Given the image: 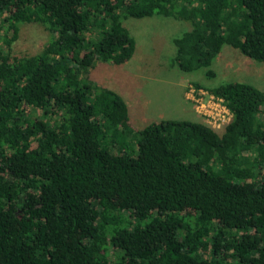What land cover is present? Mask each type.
<instances>
[{"label": "trees", "instance_id": "1", "mask_svg": "<svg viewBox=\"0 0 264 264\" xmlns=\"http://www.w3.org/2000/svg\"><path fill=\"white\" fill-rule=\"evenodd\" d=\"M151 15L189 22L183 71L214 76L224 44L264 62V0H0V264H264V91L206 88L232 114L220 132L136 128L90 78L132 56L122 21ZM32 22L48 41L14 55Z\"/></svg>", "mask_w": 264, "mask_h": 264}, {"label": "rangeland", "instance_id": "2", "mask_svg": "<svg viewBox=\"0 0 264 264\" xmlns=\"http://www.w3.org/2000/svg\"><path fill=\"white\" fill-rule=\"evenodd\" d=\"M122 24L135 41L132 56L118 65L96 62L90 78L117 92L126 101L131 109L133 127H143L152 119L195 120L197 113L193 112L192 103L185 95L190 84L198 83L206 89L229 81H245L264 91V62L245 59L247 57L228 44L223 45L221 53L210 65L214 76H207L204 68L193 71L179 69L173 61L175 47L172 39L190 29L187 21L151 15L127 17ZM48 39L49 32L42 25L33 22L21 24L11 44L12 53L25 56L36 54ZM136 86H141L140 90L147 89L156 98L157 104L152 108L157 112L147 120L134 103L136 93L133 90ZM146 99L144 96L143 100ZM159 113L164 117L159 118ZM197 119L200 120L199 117Z\"/></svg>", "mask_w": 264, "mask_h": 264}, {"label": "built area", "instance_id": "3", "mask_svg": "<svg viewBox=\"0 0 264 264\" xmlns=\"http://www.w3.org/2000/svg\"><path fill=\"white\" fill-rule=\"evenodd\" d=\"M186 89V98L191 101L195 112L203 123L218 132L230 122L232 114L222 97L192 84Z\"/></svg>", "mask_w": 264, "mask_h": 264}, {"label": "crops", "instance_id": "4", "mask_svg": "<svg viewBox=\"0 0 264 264\" xmlns=\"http://www.w3.org/2000/svg\"><path fill=\"white\" fill-rule=\"evenodd\" d=\"M223 49V47H222ZM221 53V52H220ZM219 53V54H220ZM218 54V55H219ZM218 55L216 57H218ZM245 58V57H244ZM245 59H248V58H245ZM250 60V59H249ZM253 61V60H252ZM141 86H136L134 87V90L133 92L136 93V96H135V105L138 107V111H139V107H140V112L144 115V119L147 120V117H150L151 114L157 112L156 110H154L152 107V105H156L157 102H156V98H153V95L151 92H149L147 89H143V90H140ZM144 96H146L148 99L146 100H143ZM183 98V96H182ZM185 98V97H184ZM183 98V99H184ZM185 101V100H184ZM126 102V101H125ZM127 104V103H126ZM127 107H128V113H129V121L131 123V119H130V116H131V109H129V106L127 104ZM191 109H193L191 106H190ZM193 112L196 114V112L193 110ZM159 118H163L164 115L162 113H159L158 114ZM197 117H199L197 115ZM197 117L195 118V120H199L197 119ZM139 118V117H138ZM200 118V117H199ZM155 119H152V120H149V122L153 121ZM201 121V120H200ZM132 124V123H131Z\"/></svg>", "mask_w": 264, "mask_h": 264}]
</instances>
